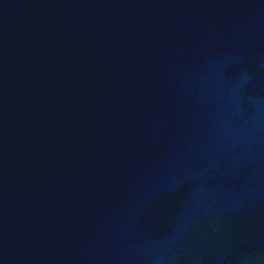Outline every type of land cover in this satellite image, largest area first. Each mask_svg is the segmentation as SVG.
Here are the masks:
<instances>
[{
    "label": "water",
    "instance_id": "95a60500",
    "mask_svg": "<svg viewBox=\"0 0 264 264\" xmlns=\"http://www.w3.org/2000/svg\"><path fill=\"white\" fill-rule=\"evenodd\" d=\"M0 264H264V0H0Z\"/></svg>",
    "mask_w": 264,
    "mask_h": 264
}]
</instances>
